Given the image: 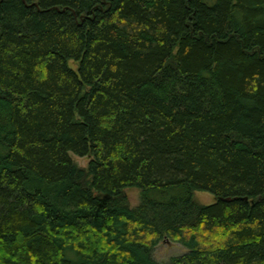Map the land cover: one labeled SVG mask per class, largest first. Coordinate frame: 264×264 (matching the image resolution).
<instances>
[{
    "label": "trees",
    "instance_id": "trees-1",
    "mask_svg": "<svg viewBox=\"0 0 264 264\" xmlns=\"http://www.w3.org/2000/svg\"><path fill=\"white\" fill-rule=\"evenodd\" d=\"M0 264H264V0H0Z\"/></svg>",
    "mask_w": 264,
    "mask_h": 264
},
{
    "label": "rangeland",
    "instance_id": "rangeland-1",
    "mask_svg": "<svg viewBox=\"0 0 264 264\" xmlns=\"http://www.w3.org/2000/svg\"><path fill=\"white\" fill-rule=\"evenodd\" d=\"M74 66L73 63H71ZM73 160L77 162L81 167H87L90 161L89 157H79L77 155H72ZM129 202L132 206H135L139 202V190L135 188H129L126 190ZM196 200L204 205H210L216 201L213 194L205 191H197L195 193ZM186 252V249L180 244L164 242L159 245L155 251V258L161 262H167L172 256L180 255Z\"/></svg>",
    "mask_w": 264,
    "mask_h": 264
},
{
    "label": "water",
    "instance_id": "water-1",
    "mask_svg": "<svg viewBox=\"0 0 264 264\" xmlns=\"http://www.w3.org/2000/svg\"><path fill=\"white\" fill-rule=\"evenodd\" d=\"M245 199H247V198H245ZM229 200V199H228Z\"/></svg>",
    "mask_w": 264,
    "mask_h": 264
}]
</instances>
